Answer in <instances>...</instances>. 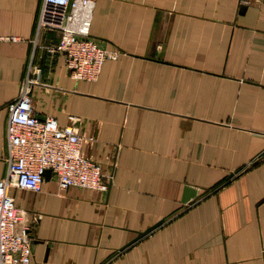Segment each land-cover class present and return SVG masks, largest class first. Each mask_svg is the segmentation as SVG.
Returning a JSON list of instances; mask_svg holds the SVG:
<instances>
[{"label": "crops", "instance_id": "1", "mask_svg": "<svg viewBox=\"0 0 264 264\" xmlns=\"http://www.w3.org/2000/svg\"><path fill=\"white\" fill-rule=\"evenodd\" d=\"M41 1L0 0V178L34 53V114L93 137L112 180L10 190L31 264H264V0H96L91 35L120 54L94 82L47 51L58 31L36 37Z\"/></svg>", "mask_w": 264, "mask_h": 264}, {"label": "built area", "instance_id": "2", "mask_svg": "<svg viewBox=\"0 0 264 264\" xmlns=\"http://www.w3.org/2000/svg\"><path fill=\"white\" fill-rule=\"evenodd\" d=\"M95 1L42 0L37 14L36 37L45 30L59 32V41L47 51L63 55L68 74L75 81H96L103 64L120 54L117 49L103 48L91 35ZM33 59L34 53L26 65L18 96L6 106V173L0 178V264L32 261V228L19 227L26 212L15 206L12 188L42 192L46 171L51 172L62 191L77 188L106 193L112 180L101 163L83 152L85 141L93 137L87 139L71 126L61 127L53 117L41 120L34 114L31 92L41 69L34 68Z\"/></svg>", "mask_w": 264, "mask_h": 264}, {"label": "water", "instance_id": "3", "mask_svg": "<svg viewBox=\"0 0 264 264\" xmlns=\"http://www.w3.org/2000/svg\"><path fill=\"white\" fill-rule=\"evenodd\" d=\"M51 176V172L50 171H46L45 172V178L48 179ZM163 223V221H160L159 223H157L156 225L150 227L149 229H147L146 231L142 232V233H138L136 239L133 242H136L137 240L141 239L142 237L148 235L149 233H151L154 229L158 228L161 224ZM32 238V237H31ZM132 244V243H130ZM129 244V245H130ZM128 246V245H127Z\"/></svg>", "mask_w": 264, "mask_h": 264}]
</instances>
